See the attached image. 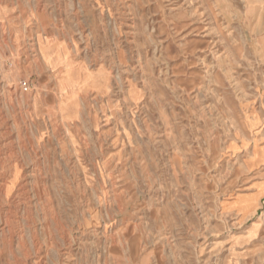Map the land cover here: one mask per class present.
I'll return each instance as SVG.
<instances>
[{
	"label": "rangeland",
	"instance_id": "obj_1",
	"mask_svg": "<svg viewBox=\"0 0 264 264\" xmlns=\"http://www.w3.org/2000/svg\"><path fill=\"white\" fill-rule=\"evenodd\" d=\"M0 1V264H264V0Z\"/></svg>",
	"mask_w": 264,
	"mask_h": 264
},
{
	"label": "crops",
	"instance_id": "obj_2",
	"mask_svg": "<svg viewBox=\"0 0 264 264\" xmlns=\"http://www.w3.org/2000/svg\"><path fill=\"white\" fill-rule=\"evenodd\" d=\"M1 3V1H0ZM10 13H6L3 9L0 8V42H4L5 38H8L11 31V21L13 18H10ZM1 53L3 49H0Z\"/></svg>",
	"mask_w": 264,
	"mask_h": 264
},
{
	"label": "bare ground",
	"instance_id": "obj_3",
	"mask_svg": "<svg viewBox=\"0 0 264 264\" xmlns=\"http://www.w3.org/2000/svg\"><path fill=\"white\" fill-rule=\"evenodd\" d=\"M22 89L25 90V91L29 89V86L24 81L22 82Z\"/></svg>",
	"mask_w": 264,
	"mask_h": 264
}]
</instances>
